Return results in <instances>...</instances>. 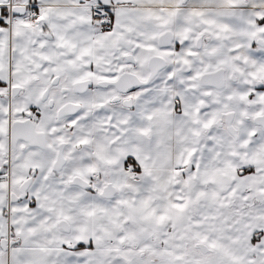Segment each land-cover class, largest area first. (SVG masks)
<instances>
[{
  "label": "snow or ice",
  "instance_id": "1",
  "mask_svg": "<svg viewBox=\"0 0 264 264\" xmlns=\"http://www.w3.org/2000/svg\"><path fill=\"white\" fill-rule=\"evenodd\" d=\"M0 264H264V0H0Z\"/></svg>",
  "mask_w": 264,
  "mask_h": 264
}]
</instances>
